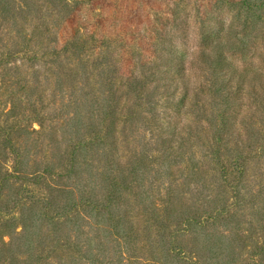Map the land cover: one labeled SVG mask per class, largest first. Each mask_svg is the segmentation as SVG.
Segmentation results:
<instances>
[{"label": "trees", "instance_id": "1", "mask_svg": "<svg viewBox=\"0 0 264 264\" xmlns=\"http://www.w3.org/2000/svg\"><path fill=\"white\" fill-rule=\"evenodd\" d=\"M55 2L0 0V64L29 52L60 92L38 108L21 102L29 83L1 81L0 229L13 235L0 251L11 264L15 241L32 264H264V69L239 66L264 62V0ZM17 15L36 21L30 35Z\"/></svg>", "mask_w": 264, "mask_h": 264}, {"label": "rangeland", "instance_id": "2", "mask_svg": "<svg viewBox=\"0 0 264 264\" xmlns=\"http://www.w3.org/2000/svg\"><path fill=\"white\" fill-rule=\"evenodd\" d=\"M45 1H47L50 4L49 6H51L52 8H55L57 6L56 5L57 2H55V0H45ZM17 3L19 4L20 1H17ZM17 7H16V12L19 11L17 10ZM57 9H60V8L57 6ZM54 12L57 13L59 11L55 10ZM17 16L20 17L19 23L22 24V26L26 28V33L30 35L31 30H33L34 26L37 24L36 21L35 20L33 21V19L32 21H29L30 19L28 18L27 22H23L22 20L23 18L20 15H17ZM13 30H15V27L13 28ZM197 40L198 38H197V32H196L195 26H192L189 32V37L185 43V46H183V48L186 49L187 52L189 53V58L191 59L196 57L197 52L199 50V45H198ZM0 47H1V44H0ZM7 52H8L7 48H4V49L0 48V61L6 60L5 54H7ZM37 52H38V55L40 56L38 57L39 58L38 67L41 68L44 65V62L47 60V57H44L42 59L41 56H43L42 54L43 52L41 50H38ZM30 56L31 54L29 52L25 54L19 52V53H16L14 56H12L11 59H7V61L10 63H6L5 65L0 64V98H3L4 95L2 94L4 90L6 89V86L4 84L2 85L3 83L1 82L2 80L6 79L5 84H9V81L14 82L15 84L18 83L19 86H22L21 89L27 82L29 83V85L26 87V89H22V91L19 92L20 95L22 96L21 102L25 105V102H27V100H31L32 102H35L37 104V107L39 108L38 105H40V103L37 102V100L40 99L39 98L40 94L43 95L42 97L44 99L45 104H48L52 100L53 93L56 92V94L59 95L60 92H57L58 90L55 84V78H53L52 81H49V79L45 78L44 72H41L39 77H38V73H37V77L35 76L34 69H33L34 63H32L31 59L29 58ZM247 59L249 60V58ZM239 66L242 68V70L249 72V71H253L257 69H264V62L262 60L256 59L252 67H246V65H243V63H239ZM16 67H19V69L14 70ZM17 71H18V74H16ZM11 90L12 89H10V91ZM2 100L3 101L0 102V112L6 113L12 108L11 98L4 97ZM29 125H32L33 129H36V130L40 129V126L37 122H34V123L29 122L28 126ZM10 164H11V160L8 163V165ZM38 195L40 196L42 194L39 193ZM218 229L221 230L223 228L219 227ZM8 230L9 229H5V230L0 229V245H1V242L8 243L10 241V235H13L12 234L13 231L8 232ZM17 230H18L17 232H21L22 228L19 227ZM11 250H12V253H14L15 256L19 259L18 264H32V261L28 260L27 258L28 251L26 250V247H24L23 245H20V248H19L18 242L15 241L13 242V247H11ZM10 257H11L10 254L5 255L0 251V264H2V260H5V259L6 261L4 264H11L12 260ZM221 257L223 258V261L226 262V264L230 262L231 258L229 255L225 254ZM237 258L239 261L238 264H242V262L246 260L247 256H245L243 253H239Z\"/></svg>", "mask_w": 264, "mask_h": 264}]
</instances>
